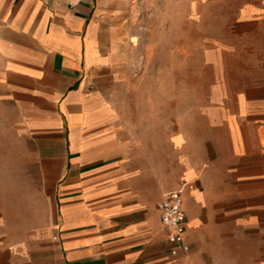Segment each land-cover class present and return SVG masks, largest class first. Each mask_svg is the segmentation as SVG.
Here are the masks:
<instances>
[{"label": "crops", "instance_id": "obj_1", "mask_svg": "<svg viewBox=\"0 0 264 264\" xmlns=\"http://www.w3.org/2000/svg\"><path fill=\"white\" fill-rule=\"evenodd\" d=\"M181 1L0 0V264H264V73L230 70L223 41L196 89L136 70L158 16L200 15Z\"/></svg>", "mask_w": 264, "mask_h": 264}, {"label": "rangeland", "instance_id": "obj_2", "mask_svg": "<svg viewBox=\"0 0 264 264\" xmlns=\"http://www.w3.org/2000/svg\"><path fill=\"white\" fill-rule=\"evenodd\" d=\"M256 1L204 0L198 16H158L157 29L152 32L158 45L151 51L147 49L146 58L136 70L172 71L175 89L185 84L196 89L204 82L203 77L208 80L214 72V64L204 60L205 52L208 58L219 57L216 44L223 41L229 46L224 61L230 70L264 73V14L248 15L240 11L244 4ZM156 2L174 9L184 7L181 0ZM167 18L171 22L168 31ZM251 19L256 21L250 22ZM148 34V30L143 32L145 39Z\"/></svg>", "mask_w": 264, "mask_h": 264}, {"label": "built area", "instance_id": "obj_3", "mask_svg": "<svg viewBox=\"0 0 264 264\" xmlns=\"http://www.w3.org/2000/svg\"><path fill=\"white\" fill-rule=\"evenodd\" d=\"M160 221L167 228L168 251L176 255L188 249L184 233L186 229V213L183 208L181 188L171 189L163 194L158 203Z\"/></svg>", "mask_w": 264, "mask_h": 264}]
</instances>
